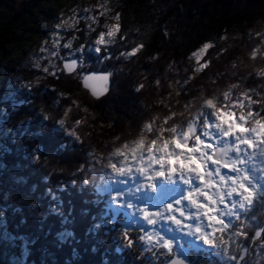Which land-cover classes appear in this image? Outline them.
I'll return each instance as SVG.
<instances>
[{
  "label": "trees",
  "instance_id": "obj_1",
  "mask_svg": "<svg viewBox=\"0 0 264 264\" xmlns=\"http://www.w3.org/2000/svg\"><path fill=\"white\" fill-rule=\"evenodd\" d=\"M6 1L0 0V8ZM107 3L109 11L96 24L80 18L67 32L62 43L70 44L60 50L62 60L53 59L54 65L45 61L43 70L25 69L23 79L32 88L17 100L27 103L4 116L3 128L11 131L0 140V208L7 248L23 259L24 245V264H151L138 245L141 232L134 233L128 248L121 228L103 226L110 221L104 218L110 197L99 194L98 187L116 148L134 138L161 147L178 129L205 121L208 106L234 107L264 121V38L254 35L264 22V0ZM38 5L30 0L1 29L0 73H5L1 65L8 45L22 40L11 26L49 18ZM116 12L118 33L96 53L92 43L105 31L106 17ZM70 52L81 59L71 75L62 66ZM90 71L112 73V89L100 100L82 88ZM242 101L248 104L243 110L238 106ZM261 227L264 199L232 228L231 234L240 233V243L248 248L241 264H264ZM189 255L191 264H227L212 253ZM174 257L164 254L158 264Z\"/></svg>",
  "mask_w": 264,
  "mask_h": 264
},
{
  "label": "rangeland",
  "instance_id": "obj_2",
  "mask_svg": "<svg viewBox=\"0 0 264 264\" xmlns=\"http://www.w3.org/2000/svg\"><path fill=\"white\" fill-rule=\"evenodd\" d=\"M29 1H6L0 8V31L10 26L15 12L27 8ZM37 1V10L47 12L48 19L41 16L36 24L22 20L11 26L16 38L22 40L8 45L1 65V70L5 71L0 73L1 141L11 131L3 128L7 110L17 112L19 106L27 103L17 100L20 92H30L32 88L30 81L23 79L25 69L43 70L45 61L54 65L56 59L62 60L59 52L70 44L63 46L62 42L80 18L96 24L98 17L109 11L108 0ZM104 28L92 43L91 49L96 53L118 33L119 12L106 17ZM254 35L264 38V22L254 30ZM207 47L196 55L198 60ZM75 54L70 52L63 61L74 58ZM247 105L245 101L238 102L241 110ZM238 110L208 106L209 114L200 123L201 134L195 139L190 137L186 127L178 129L170 143L160 142L164 143L161 147L155 142L146 145L144 139L134 138L116 148L106 165L104 181L98 187L99 194L110 197L104 216L110 221L103 226L108 225L113 230L121 228L128 248L133 244L132 236L137 235L135 230H140L141 234L136 236L138 245L144 260L151 264L160 263L164 253L177 257L190 251L211 252L220 260L226 259L227 264H241L248 256V248L240 243L241 234L236 232L231 238L222 236L218 242L216 238L231 234L240 216L264 195V121H258L252 112L239 114ZM23 122L24 119L19 121L18 126ZM193 123L199 124L197 120ZM221 146L231 147L230 166H222L212 158L214 149ZM157 169L161 173L151 177ZM200 186V191L192 193ZM260 229L261 238L264 229ZM9 241L0 208V264H24V245L21 247L24 258L18 259L7 248ZM262 247L260 244L259 249ZM152 250L154 252L148 255ZM241 251L243 255L239 258Z\"/></svg>",
  "mask_w": 264,
  "mask_h": 264
},
{
  "label": "water",
  "instance_id": "obj_3",
  "mask_svg": "<svg viewBox=\"0 0 264 264\" xmlns=\"http://www.w3.org/2000/svg\"><path fill=\"white\" fill-rule=\"evenodd\" d=\"M63 69L66 72V74H73L75 73L81 66V60L80 57L77 56L73 59H67L63 61ZM82 88L89 92L92 98L99 100L106 95L109 94V92L112 89V74L111 72H100V71H90L82 79ZM188 131L190 133L191 137L196 136L198 133V129L196 124H191L188 128ZM229 147H223L218 148L215 150V154L213 156V159L216 161H220L223 165H229L230 161L226 158L229 152ZM161 172L160 169L155 170L151 177L157 176ZM201 188L195 189V191L199 190ZM189 257L183 256V257H177L173 260H171L168 264H188Z\"/></svg>",
  "mask_w": 264,
  "mask_h": 264
},
{
  "label": "bare ground",
  "instance_id": "obj_4",
  "mask_svg": "<svg viewBox=\"0 0 264 264\" xmlns=\"http://www.w3.org/2000/svg\"><path fill=\"white\" fill-rule=\"evenodd\" d=\"M81 60V59H80ZM112 74V73H111ZM113 82V81H112ZM161 193V192H160ZM157 194H158V192H157Z\"/></svg>",
  "mask_w": 264,
  "mask_h": 264
}]
</instances>
